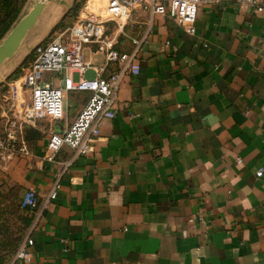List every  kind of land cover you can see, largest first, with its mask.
Wrapping results in <instances>:
<instances>
[{"label":"crops","instance_id":"0c3cea01","mask_svg":"<svg viewBox=\"0 0 264 264\" xmlns=\"http://www.w3.org/2000/svg\"><path fill=\"white\" fill-rule=\"evenodd\" d=\"M140 65L94 152L48 158L51 133L87 102L80 91L73 117L25 132L29 155L4 170L41 199L60 185L34 264H264V12L205 4L194 34L156 15Z\"/></svg>","mask_w":264,"mask_h":264},{"label":"built area","instance_id":"2783aa9c","mask_svg":"<svg viewBox=\"0 0 264 264\" xmlns=\"http://www.w3.org/2000/svg\"><path fill=\"white\" fill-rule=\"evenodd\" d=\"M220 2H234L264 12L260 0H108L105 16L73 20L38 45L23 67L25 84L31 91V106L36 114H42L52 121H63L66 119L67 94L80 91L90 93L75 120L61 132L51 133L48 158L53 160L65 145L74 150L76 156L94 152L104 122L117 114L123 81L141 71V52L150 40L156 15L174 18L186 32L194 34L201 6ZM140 11L147 14L144 23L132 18ZM135 27H139L137 33ZM123 39L130 42L129 49L123 47ZM86 49L93 55H100L101 62L86 60ZM89 70L94 73L91 79L86 77ZM75 73L79 74L78 80L74 79ZM56 78L61 79L63 85H57ZM29 153L25 123L7 118L0 127V170H5L12 161ZM241 162L239 158L238 163ZM263 173V168L256 172L258 177ZM59 188L57 183L43 199L35 189L25 192L21 207L33 219L12 264L35 263L31 251L33 233L49 203L57 197Z\"/></svg>","mask_w":264,"mask_h":264},{"label":"rangeland","instance_id":"374dc122","mask_svg":"<svg viewBox=\"0 0 264 264\" xmlns=\"http://www.w3.org/2000/svg\"><path fill=\"white\" fill-rule=\"evenodd\" d=\"M36 1L38 0H11L9 4H1L0 27L3 23L11 22L8 34L31 10ZM102 1L74 0L69 9H66L63 17L59 19L57 25L51 30V33H48L44 38V14L28 30L18 50L0 65V70H3L0 75V127L4 125L7 118L23 121L25 123V132L34 128L39 122H44L48 125V122H46L48 117L36 114L31 106V91L26 86L23 75L24 64L30 57L29 55L26 56V54L39 40L47 41L59 25L66 26L77 19L101 18V16H105L106 12L104 14L99 12V6ZM107 1L105 8L107 7ZM134 15L132 16L133 20ZM97 57L99 56H94L88 49L84 52L86 60L96 61ZM86 77L93 78V71L89 70L86 73ZM74 79H79L78 73L74 74ZM81 98L82 95L78 93H70L68 95V99L65 101V111L70 113L71 118L78 108V102L81 101ZM65 122V120L56 122L58 130L65 125ZM23 196L24 192L21 185L13 183L10 175L4 170H0V264H12L14 255L28 229L29 215L20 206Z\"/></svg>","mask_w":264,"mask_h":264},{"label":"water","instance_id":"95a60500","mask_svg":"<svg viewBox=\"0 0 264 264\" xmlns=\"http://www.w3.org/2000/svg\"><path fill=\"white\" fill-rule=\"evenodd\" d=\"M72 2L65 0H38L32 6L31 10L9 31V33L2 37L0 40V65L11 57L19 48L22 39L30 28H32L39 20L42 14L45 17L44 34L43 38L51 33V30L57 25L59 19L63 17L66 9H69ZM57 21L51 28L49 22ZM43 43L39 40L35 46L30 49L26 56H30L38 45Z\"/></svg>","mask_w":264,"mask_h":264},{"label":"trees","instance_id":"16d2710c","mask_svg":"<svg viewBox=\"0 0 264 264\" xmlns=\"http://www.w3.org/2000/svg\"><path fill=\"white\" fill-rule=\"evenodd\" d=\"M5 1V2H4ZM11 3V0H0V6L1 4H9ZM11 26V22L9 23H3L2 26L0 27V40L2 39V37L6 34V32L8 31V29ZM64 25H59L56 29L63 27ZM25 194V193H24ZM23 199V198H22ZM22 202V200H21ZM21 202H20V206H21ZM22 208V207H21ZM22 210L26 211L25 209L22 208ZM27 212V211H26ZM27 214L29 215V226L32 222L33 217L27 212ZM28 226V227H29Z\"/></svg>","mask_w":264,"mask_h":264},{"label":"bare ground","instance_id":"6f19581e","mask_svg":"<svg viewBox=\"0 0 264 264\" xmlns=\"http://www.w3.org/2000/svg\"><path fill=\"white\" fill-rule=\"evenodd\" d=\"M106 1L107 0H103L102 2H101V5L99 6V12H101V13H105L106 12V8H105V5H106ZM3 73V70H0V75Z\"/></svg>","mask_w":264,"mask_h":264}]
</instances>
